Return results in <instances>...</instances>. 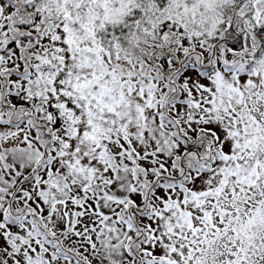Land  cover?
Returning a JSON list of instances; mask_svg holds the SVG:
<instances>
[{"label": "snow or ice", "instance_id": "obj_1", "mask_svg": "<svg viewBox=\"0 0 264 264\" xmlns=\"http://www.w3.org/2000/svg\"><path fill=\"white\" fill-rule=\"evenodd\" d=\"M0 264H264V0H0Z\"/></svg>", "mask_w": 264, "mask_h": 264}]
</instances>
